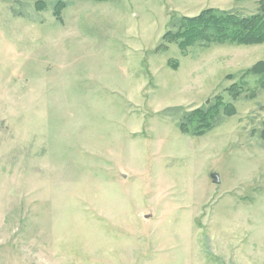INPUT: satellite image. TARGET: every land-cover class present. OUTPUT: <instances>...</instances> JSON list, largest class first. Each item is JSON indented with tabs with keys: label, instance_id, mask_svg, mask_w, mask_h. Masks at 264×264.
<instances>
[{
	"label": "rangeland",
	"instance_id": "rangeland-1",
	"mask_svg": "<svg viewBox=\"0 0 264 264\" xmlns=\"http://www.w3.org/2000/svg\"><path fill=\"white\" fill-rule=\"evenodd\" d=\"M209 7L264 0H0V264H264V41L166 36Z\"/></svg>",
	"mask_w": 264,
	"mask_h": 264
},
{
	"label": "trees",
	"instance_id": "trees-1",
	"mask_svg": "<svg viewBox=\"0 0 264 264\" xmlns=\"http://www.w3.org/2000/svg\"><path fill=\"white\" fill-rule=\"evenodd\" d=\"M166 36L179 40L181 45L193 44L196 41L237 43H257L264 41V10L255 14L238 13L233 10H223L214 7L204 9L193 16H183L173 23V28L166 32ZM264 65V61H262ZM254 66L251 72H258ZM263 83V82H262ZM202 110L195 112L198 121L196 132H203L213 126V122L204 119ZM184 124V123H183Z\"/></svg>",
	"mask_w": 264,
	"mask_h": 264
},
{
	"label": "water",
	"instance_id": "water-1",
	"mask_svg": "<svg viewBox=\"0 0 264 264\" xmlns=\"http://www.w3.org/2000/svg\"><path fill=\"white\" fill-rule=\"evenodd\" d=\"M212 177H213V179H214V181L216 182V183H219L220 182V176H219V174L217 173V172H213L212 173ZM148 216V215H147Z\"/></svg>",
	"mask_w": 264,
	"mask_h": 264
}]
</instances>
